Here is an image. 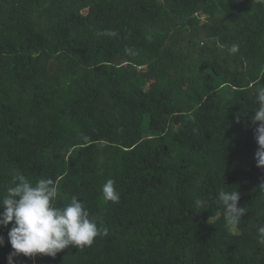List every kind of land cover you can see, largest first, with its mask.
I'll use <instances>...</instances> for the list:
<instances>
[{"label": "trees", "instance_id": "16d2710c", "mask_svg": "<svg viewBox=\"0 0 264 264\" xmlns=\"http://www.w3.org/2000/svg\"><path fill=\"white\" fill-rule=\"evenodd\" d=\"M261 85L264 0H0V198L51 179L99 229L14 264H264ZM222 189L247 210L235 227Z\"/></svg>", "mask_w": 264, "mask_h": 264}, {"label": "clouds", "instance_id": "9594fccd", "mask_svg": "<svg viewBox=\"0 0 264 264\" xmlns=\"http://www.w3.org/2000/svg\"><path fill=\"white\" fill-rule=\"evenodd\" d=\"M108 35H116L109 32ZM237 46L230 49L235 53ZM129 54L131 49H126ZM255 101L258 107L254 109L251 120L259 122L255 129V140L258 144L254 154L257 167L264 168V85L256 89ZM260 189L264 190V178L261 179ZM58 189L53 180L41 178L34 184L23 174L12 178L7 194L0 198V226L8 228L7 235L12 249L8 264H14L13 257L23 254L34 258L38 254L55 257L58 252L74 246L81 248L93 243L99 234L96 221L90 218L88 210L77 196H73L66 205L57 206L54 203ZM102 195L106 201L118 202L120 195L115 181L108 179L102 186ZM240 195L237 190H220L217 202L223 209L227 224L237 226L247 210L238 207ZM202 207V201H196L193 209ZM261 242H264V225L258 229ZM3 237L0 236V245Z\"/></svg>", "mask_w": 264, "mask_h": 264}, {"label": "rangeland", "instance_id": "374dc122", "mask_svg": "<svg viewBox=\"0 0 264 264\" xmlns=\"http://www.w3.org/2000/svg\"><path fill=\"white\" fill-rule=\"evenodd\" d=\"M17 259H18L19 261L21 260L20 258H17ZM19 263H20V264H23V262H22V261H20Z\"/></svg>", "mask_w": 264, "mask_h": 264}]
</instances>
